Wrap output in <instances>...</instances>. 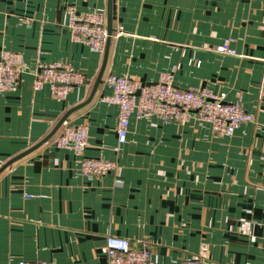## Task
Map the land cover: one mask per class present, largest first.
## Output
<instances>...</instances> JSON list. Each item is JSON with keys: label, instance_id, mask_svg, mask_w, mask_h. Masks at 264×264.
Listing matches in <instances>:
<instances>
[{"label": "crops", "instance_id": "obj_1", "mask_svg": "<svg viewBox=\"0 0 264 264\" xmlns=\"http://www.w3.org/2000/svg\"><path fill=\"white\" fill-rule=\"evenodd\" d=\"M86 14L108 0H0V55L23 56L22 82L0 93V166L42 141L91 95L104 54L72 39L64 8ZM103 82L64 124L86 125L85 155L116 162L85 175L81 157L52 139L0 173V264H106L109 235L147 240L157 264H264V0H112ZM231 40L236 55L216 47ZM64 63L87 84L62 98L36 90L39 64ZM173 73L255 116L230 136L198 119L132 117L117 142L119 107L109 74L143 83ZM60 132L59 130L56 134ZM55 134V135H56Z\"/></svg>", "mask_w": 264, "mask_h": 264}, {"label": "built area", "instance_id": "obj_2", "mask_svg": "<svg viewBox=\"0 0 264 264\" xmlns=\"http://www.w3.org/2000/svg\"><path fill=\"white\" fill-rule=\"evenodd\" d=\"M64 25L74 41L88 45L93 51L104 54L108 39L107 11L101 7L81 14L73 6L64 8ZM231 40L216 47L221 53L236 55L230 46ZM25 70L20 53L5 50L0 55V93L18 88ZM105 84L112 94L102 100L119 107L117 142L126 143L130 120L155 116L163 123L186 124L192 119L208 122L219 136H230L243 123L255 121L241 100L227 102L201 87L181 88L174 83L173 73H163L154 83H143L127 76L109 74ZM87 77L72 66L64 63L39 64L35 73L34 88L39 90L49 85L57 97H66L75 87L87 84ZM52 143L60 149H71L81 157V170L85 175L103 177L118 169L113 161L92 158L85 155L89 145L86 125L63 124L54 135ZM104 252L106 264H157L152 257V245L147 240L133 241L125 237L109 235ZM18 264H53L47 261H25ZM183 264H207L201 257H192Z\"/></svg>", "mask_w": 264, "mask_h": 264}, {"label": "water", "instance_id": "obj_3", "mask_svg": "<svg viewBox=\"0 0 264 264\" xmlns=\"http://www.w3.org/2000/svg\"><path fill=\"white\" fill-rule=\"evenodd\" d=\"M107 29H108V39H107V43H106V48H105V52H104V61H103V66L101 68V71L98 75V78L95 82V86L94 89L90 95V97L82 104L78 105L77 107H74L73 109H71L70 111H68L63 118L57 123V125L53 128V130L39 143H37L36 145H34L33 147H31L30 149L24 151L23 153H20L19 155L13 157L12 159H10L7 163L3 164L0 166V173L2 171H4L8 166H10L12 163H14L15 161L21 159L22 157L28 155L29 153L33 152L34 150L38 149L41 145H43L44 143H46L47 141H49L55 134L56 132L59 130V128L67 121L69 115L74 112L75 110L81 108L82 106L86 105L87 103H89L96 91L98 86L103 82V74H104V70L107 64V59H108V53H109V46H110V42H111V38L113 33L115 32V29L113 27V20H112V0H108V6H107Z\"/></svg>", "mask_w": 264, "mask_h": 264}]
</instances>
